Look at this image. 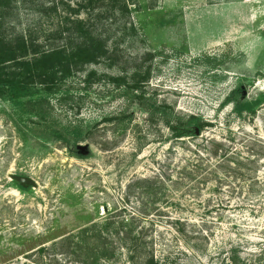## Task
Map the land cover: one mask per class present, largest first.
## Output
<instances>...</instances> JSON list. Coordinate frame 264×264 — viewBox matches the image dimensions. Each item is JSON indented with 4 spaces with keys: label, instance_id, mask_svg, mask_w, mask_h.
<instances>
[{
    "label": "rangeland",
    "instance_id": "rangeland-1",
    "mask_svg": "<svg viewBox=\"0 0 264 264\" xmlns=\"http://www.w3.org/2000/svg\"><path fill=\"white\" fill-rule=\"evenodd\" d=\"M79 3L7 0L3 32L59 44ZM98 4L82 15L104 10L115 64L85 65L47 96L64 137L25 99L0 98V264H129L84 242L97 234L144 236L161 264H264V0ZM137 66L151 67L144 93L112 81ZM191 114L211 125L176 138L168 122Z\"/></svg>",
    "mask_w": 264,
    "mask_h": 264
},
{
    "label": "trees",
    "instance_id": "trees-1",
    "mask_svg": "<svg viewBox=\"0 0 264 264\" xmlns=\"http://www.w3.org/2000/svg\"><path fill=\"white\" fill-rule=\"evenodd\" d=\"M6 1L0 0V98L16 102L25 99L27 112L39 118L37 124L42 130L49 134L54 133L55 137H64L63 131L53 130V127L47 124L46 106L49 104L47 96L57 91L62 80L82 70L85 65L100 62H107L110 66L115 64L108 39L102 30L104 10L95 14L88 12L87 16L82 15V7L89 6L95 9L102 6L98 2L105 0H84L85 4L80 2L76 8L67 5L65 8L69 14L65 16L64 26L59 31V35L64 39L59 44L49 47L43 46L30 31L16 35H6L3 32L5 15L2 10ZM124 6L127 8L125 3ZM150 75V66L145 68L137 66L129 75L114 76L112 81L126 85L134 93H144L143 87L148 83ZM256 103L238 101L236 109L238 112L244 109L254 112ZM168 123L176 138L198 135L211 125V122L200 120L195 114L189 115L185 120L178 117L172 123ZM200 159V166L197 164L196 169L203 165V159ZM148 181V178L138 179L141 184ZM158 181L160 179L157 178L155 184L159 183ZM120 222L124 223L122 220ZM113 223L110 221L101 227L95 223L90 230H99L100 233L104 230L110 231ZM92 239L84 242L92 243L94 251L103 252L110 259L118 251H126L129 264H161L144 236L132 237L127 234L117 238L115 242H109L97 234ZM231 259L235 264H243L237 255L231 256Z\"/></svg>",
    "mask_w": 264,
    "mask_h": 264
},
{
    "label": "water",
    "instance_id": "water-1",
    "mask_svg": "<svg viewBox=\"0 0 264 264\" xmlns=\"http://www.w3.org/2000/svg\"><path fill=\"white\" fill-rule=\"evenodd\" d=\"M11 177L19 182L22 183H28V184H32L33 186H37L38 183L37 181L32 178L31 176H27V175H21V174H11Z\"/></svg>",
    "mask_w": 264,
    "mask_h": 264
}]
</instances>
